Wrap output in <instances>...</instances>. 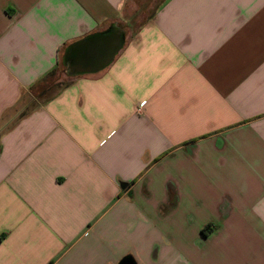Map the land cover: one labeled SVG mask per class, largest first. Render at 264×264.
I'll use <instances>...</instances> for the list:
<instances>
[{
	"label": "crops",
	"instance_id": "1",
	"mask_svg": "<svg viewBox=\"0 0 264 264\" xmlns=\"http://www.w3.org/2000/svg\"><path fill=\"white\" fill-rule=\"evenodd\" d=\"M140 6L0 0V264H264V0ZM113 26V62L71 76Z\"/></svg>",
	"mask_w": 264,
	"mask_h": 264
},
{
	"label": "water",
	"instance_id": "2",
	"mask_svg": "<svg viewBox=\"0 0 264 264\" xmlns=\"http://www.w3.org/2000/svg\"><path fill=\"white\" fill-rule=\"evenodd\" d=\"M125 36L118 27L95 33L74 44L65 52L64 63L71 76L97 74L107 68L121 51ZM120 264H135L126 258Z\"/></svg>",
	"mask_w": 264,
	"mask_h": 264
},
{
	"label": "rangeland",
	"instance_id": "3",
	"mask_svg": "<svg viewBox=\"0 0 264 264\" xmlns=\"http://www.w3.org/2000/svg\"><path fill=\"white\" fill-rule=\"evenodd\" d=\"M161 1L163 0H141V11L138 10V14L141 15L143 19L149 17ZM70 79L71 78L67 76V71L64 68L47 75L45 79L32 88L31 99H26V111L34 108L36 101L41 103L59 92Z\"/></svg>",
	"mask_w": 264,
	"mask_h": 264
},
{
	"label": "trees",
	"instance_id": "4",
	"mask_svg": "<svg viewBox=\"0 0 264 264\" xmlns=\"http://www.w3.org/2000/svg\"><path fill=\"white\" fill-rule=\"evenodd\" d=\"M71 83H72V81H69L63 88H66V87L70 86Z\"/></svg>",
	"mask_w": 264,
	"mask_h": 264
},
{
	"label": "built area",
	"instance_id": "5",
	"mask_svg": "<svg viewBox=\"0 0 264 264\" xmlns=\"http://www.w3.org/2000/svg\"><path fill=\"white\" fill-rule=\"evenodd\" d=\"M141 107H143L144 106V103H141V105H140Z\"/></svg>",
	"mask_w": 264,
	"mask_h": 264
}]
</instances>
